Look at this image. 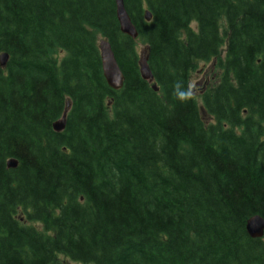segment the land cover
Wrapping results in <instances>:
<instances>
[{
    "label": "trees",
    "instance_id": "16d2710c",
    "mask_svg": "<svg viewBox=\"0 0 264 264\" xmlns=\"http://www.w3.org/2000/svg\"><path fill=\"white\" fill-rule=\"evenodd\" d=\"M124 4L137 40L115 0H0V264H264V0Z\"/></svg>",
    "mask_w": 264,
    "mask_h": 264
},
{
    "label": "water",
    "instance_id": "95a60500",
    "mask_svg": "<svg viewBox=\"0 0 264 264\" xmlns=\"http://www.w3.org/2000/svg\"><path fill=\"white\" fill-rule=\"evenodd\" d=\"M116 9H117V18L119 21L121 32L132 40L138 39V32L132 23V20L129 14L126 11L124 0H115ZM146 22H150L152 20V16L150 12L145 13ZM99 52L101 56L102 70L104 79L109 86L110 89L114 91H120L124 86V74L120 69L117 60L115 58L114 52L110 43L107 40L101 39L99 40ZM9 56L7 54H3L0 57V65L2 68H6L8 63ZM148 56L145 52L141 54V58L139 61L140 75L145 82L149 84H153L154 77L150 66L148 64ZM152 89L155 92L159 91V88L156 85H153ZM70 104L67 105L64 114L58 122L53 125V128L56 133H61L65 130L66 126V118L69 112ZM7 166L9 169H16L18 166V162L16 160H9L7 162ZM246 230L248 235L252 239H263L264 238V219L260 216H255L251 218L246 226Z\"/></svg>",
    "mask_w": 264,
    "mask_h": 264
},
{
    "label": "rangeland",
    "instance_id": "374dc122",
    "mask_svg": "<svg viewBox=\"0 0 264 264\" xmlns=\"http://www.w3.org/2000/svg\"><path fill=\"white\" fill-rule=\"evenodd\" d=\"M196 27V25H193ZM224 57V54L222 58ZM218 75H220V72L215 69L213 63H199L195 72L192 75V80H191V89L193 91V94L195 97L199 98L201 95V90H203L206 86L216 83L217 80L219 79ZM210 122V120H207ZM40 228L42 227L41 225L39 226ZM60 262L63 264H79L71 261L70 259L61 256Z\"/></svg>",
    "mask_w": 264,
    "mask_h": 264
}]
</instances>
